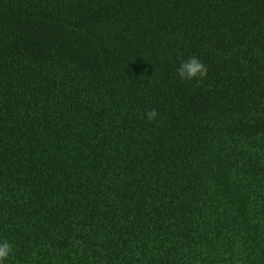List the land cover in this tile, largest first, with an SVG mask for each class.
Segmentation results:
<instances>
[{
  "label": "trees",
  "instance_id": "trees-1",
  "mask_svg": "<svg viewBox=\"0 0 264 264\" xmlns=\"http://www.w3.org/2000/svg\"><path fill=\"white\" fill-rule=\"evenodd\" d=\"M4 241L3 264H264V0H0Z\"/></svg>",
  "mask_w": 264,
  "mask_h": 264
},
{
  "label": "clouds",
  "instance_id": "clouds-1",
  "mask_svg": "<svg viewBox=\"0 0 264 264\" xmlns=\"http://www.w3.org/2000/svg\"><path fill=\"white\" fill-rule=\"evenodd\" d=\"M177 75L182 81H203L207 78L208 71L206 65L200 61L197 57L192 56L181 62L177 69ZM146 119L151 123L155 122L159 116L156 109H151L145 112ZM12 251L11 245L4 241L0 243V264L9 257Z\"/></svg>",
  "mask_w": 264,
  "mask_h": 264
}]
</instances>
